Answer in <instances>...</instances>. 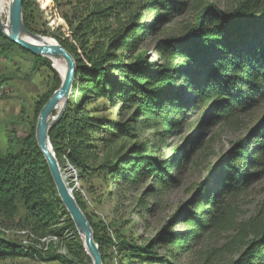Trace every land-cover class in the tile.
<instances>
[{"label": "trees", "instance_id": "1", "mask_svg": "<svg viewBox=\"0 0 264 264\" xmlns=\"http://www.w3.org/2000/svg\"><path fill=\"white\" fill-rule=\"evenodd\" d=\"M54 1L68 9L61 14L67 32L63 27L37 30L30 0H24L23 14L30 32L53 38L76 61L72 94L50 133L59 166L68 160L90 192L95 178L141 191L135 212L142 219L153 218L168 193L181 185L188 161L178 155L157 156L160 147L143 141L144 136L154 131L160 137L176 135L205 103L212 104L209 121L218 125L264 101V0H239L226 11L204 8L196 0L202 9L195 23L181 35L156 41L157 31L183 14L189 0ZM0 38L5 42L1 56L19 47L1 30ZM35 61L47 66L55 81L51 92L36 102L33 119L25 121L27 134L11 138L8 150L0 153V217L9 227L28 228L37 235L69 234V256L41 254L0 235V263L30 259L93 264L37 144L39 115L62 80L49 59ZM252 143L234 144L214 187L191 205L181 233L167 227L149 241L129 236L93 221L80 195L74 194L91 223L103 264H176L173 258L192 251L191 244L206 232L231 231L237 208L223 206L219 193L236 194V199L264 173V128ZM19 206L24 219H19ZM201 258L208 264L209 252ZM232 264H264V226Z\"/></svg>", "mask_w": 264, "mask_h": 264}, {"label": "rangeland", "instance_id": "2", "mask_svg": "<svg viewBox=\"0 0 264 264\" xmlns=\"http://www.w3.org/2000/svg\"><path fill=\"white\" fill-rule=\"evenodd\" d=\"M30 1L35 10L34 26L37 30L51 32L63 27L66 32L69 31L61 15L62 10L68 12L67 8L61 9L54 0ZM195 1L189 0V8L172 23L157 31L153 41L184 33L189 25L195 23L203 6L204 8L215 6L219 10L226 11L234 8L239 0H201V8L195 4ZM3 22H6L5 14L0 15V30L4 33ZM32 34L53 39L44 34ZM0 45H5L1 38ZM152 49L145 50L152 52ZM155 60L161 62L160 59ZM50 61L52 63V60ZM52 68L56 71L53 64ZM54 81L50 69L38 65L35 57L20 47H12L9 53L0 55V87L5 86L7 89V92L0 97V153L8 150L11 138H22L27 134L25 121L33 119L36 102L43 95L51 92ZM211 105L207 106L205 103L197 108L190 120L184 123L174 136L160 137L155 131L148 132L144 136L143 141L160 147L157 156L162 158L178 155V159L188 161L181 185L168 193L153 218L146 215V218L142 219L135 212L136 199L141 191L129 192L123 187H113L102 179L95 178L93 192H90L81 181L85 194L79 196L92 220L102 221L108 226L111 225L112 229L118 228L129 236L142 237L145 241L161 234L167 227L181 233L180 231L185 228L183 223L191 205H195L203 192L214 187L222 174L225 156L229 155L234 144L243 141L250 147L259 131L264 128V101L258 102L250 111L235 114L218 125L208 119ZM193 126L196 127L193 129ZM194 144L198 147L195 148ZM257 177V180L236 199V194L224 196L223 192L219 193L223 199V206L237 208L233 229L221 234L206 232L191 244L192 251L177 259L173 258L176 264H202L204 260L201 258V253L205 251L210 254L208 264H232L238 258L255 231L264 226V173ZM24 214L22 206H19V219H24ZM3 221L4 219L0 217V226H8ZM171 221L173 223L169 227ZM165 252L163 251V254ZM0 264L40 263L30 259H9Z\"/></svg>", "mask_w": 264, "mask_h": 264}, {"label": "water", "instance_id": "3", "mask_svg": "<svg viewBox=\"0 0 264 264\" xmlns=\"http://www.w3.org/2000/svg\"><path fill=\"white\" fill-rule=\"evenodd\" d=\"M23 4L24 0L13 1L10 10V30L9 33H4L5 36L13 44H16L22 50L32 54L34 57H44L50 60L52 58H63L67 63V72L65 78L62 80L61 87L49 99L39 115L36 126L37 144L45 157L58 195L67 213L74 223L79 235L85 234L87 237V245L90 249V257L92 258L93 264H103L99 246L94 241V232L91 223L89 222L86 214L82 211L77 201L75 200L74 195L70 192L63 180L61 168L53 151L50 140V133L53 127L61 119L67 106L68 100L70 99V96L72 94V89L77 72L76 61L74 60L73 56L56 40L51 39L53 44L39 46L22 39V35H24L26 32H30L26 28L24 22ZM60 105L62 106V108L61 110H58Z\"/></svg>", "mask_w": 264, "mask_h": 264}, {"label": "built area", "instance_id": "4", "mask_svg": "<svg viewBox=\"0 0 264 264\" xmlns=\"http://www.w3.org/2000/svg\"><path fill=\"white\" fill-rule=\"evenodd\" d=\"M7 92L5 86L0 87V97ZM61 174L63 180L74 195H83V187L81 186V180L78 170L68 161L61 167ZM0 235L4 238H14L15 243L21 245L24 248H30L41 254H49L50 252H56V254L68 257L69 252L66 243L70 240V235L65 234L64 237H58L57 235H37L33 230L28 228L17 227H2L0 226ZM61 249V250H60ZM40 264H48L46 262H39Z\"/></svg>", "mask_w": 264, "mask_h": 264}, {"label": "bare ground", "instance_id": "5", "mask_svg": "<svg viewBox=\"0 0 264 264\" xmlns=\"http://www.w3.org/2000/svg\"><path fill=\"white\" fill-rule=\"evenodd\" d=\"M14 0H0V15H6V22L2 23L3 31L4 33H9L10 30V10L12 7ZM22 39H24L27 42L34 43L39 46H46L53 44L52 40L50 38L34 35L31 32H26L24 35H22ZM52 64L56 71L59 73L60 78L63 80L66 76L67 72V63L65 59L59 58L54 59L52 58ZM62 106L60 105L58 110H61ZM81 239L83 241L85 250L87 251V254L90 256V249L87 245V237L85 234H81Z\"/></svg>", "mask_w": 264, "mask_h": 264}]
</instances>
